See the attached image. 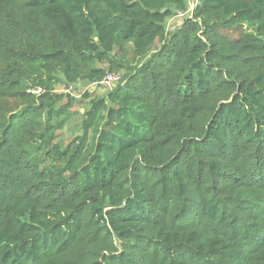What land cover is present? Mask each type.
Listing matches in <instances>:
<instances>
[{"label": "trees", "instance_id": "obj_1", "mask_svg": "<svg viewBox=\"0 0 264 264\" xmlns=\"http://www.w3.org/2000/svg\"><path fill=\"white\" fill-rule=\"evenodd\" d=\"M0 264H264V0H0Z\"/></svg>", "mask_w": 264, "mask_h": 264}, {"label": "rangeland", "instance_id": "obj_2", "mask_svg": "<svg viewBox=\"0 0 264 264\" xmlns=\"http://www.w3.org/2000/svg\"><path fill=\"white\" fill-rule=\"evenodd\" d=\"M192 1V0H191ZM194 5V2L191 4L190 8L192 9ZM190 11V10H189ZM190 14V12H188ZM187 13V14H188ZM186 14V15H187ZM184 15V13H177L174 17H172L171 19L168 20L167 22V28L169 31L174 30L175 28H177L178 26L181 25L184 17L186 16ZM116 86V84H112V89H114ZM89 89V91L94 92L95 94L101 95L107 92V90L105 88H101V87H97V86H84V85H79L77 87V89H73L72 91L69 92H73L74 95L80 96V94L86 90ZM62 91H67L64 90L63 88L59 89V92ZM75 110L79 111V112H83L84 110H82V108L78 107ZM80 121V118L76 119L72 124H70L61 134H62V138L65 140H68L69 138H71L72 136L78 134L79 130H78V126L74 127L78 122Z\"/></svg>", "mask_w": 264, "mask_h": 264}, {"label": "built area", "instance_id": "obj_3", "mask_svg": "<svg viewBox=\"0 0 264 264\" xmlns=\"http://www.w3.org/2000/svg\"><path fill=\"white\" fill-rule=\"evenodd\" d=\"M119 81V78L115 75H108L102 82V88H105L106 90H111L112 84H117ZM73 87H70L68 91H72Z\"/></svg>", "mask_w": 264, "mask_h": 264}]
</instances>
